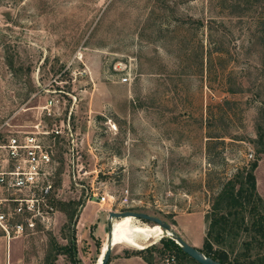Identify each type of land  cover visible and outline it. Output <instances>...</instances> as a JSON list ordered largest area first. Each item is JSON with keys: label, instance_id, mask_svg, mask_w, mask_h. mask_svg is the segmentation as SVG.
Segmentation results:
<instances>
[{"label": "rangeland", "instance_id": "374dc122", "mask_svg": "<svg viewBox=\"0 0 264 264\" xmlns=\"http://www.w3.org/2000/svg\"><path fill=\"white\" fill-rule=\"evenodd\" d=\"M67 120L72 140L45 143L61 198L79 202L77 264L100 262L110 211L158 216L201 248L219 191L255 160L264 130V0H0V143ZM254 174L264 201V153ZM65 222L60 211L33 234L0 230V264H44L51 236L66 243ZM112 222L107 264L138 250L128 240L172 239L141 219Z\"/></svg>", "mask_w": 264, "mask_h": 264}, {"label": "trees", "instance_id": "16d2710c", "mask_svg": "<svg viewBox=\"0 0 264 264\" xmlns=\"http://www.w3.org/2000/svg\"><path fill=\"white\" fill-rule=\"evenodd\" d=\"M256 144L255 160L247 169L244 168L239 178L225 183L219 191L210 212L202 247L199 248L205 255L223 264H264V201L257 191L254 174L260 155L264 153V130L260 127L257 129ZM78 204L79 202L74 200H59L55 203L57 209L63 211L66 216L62 229L68 228L69 234H65L64 244L50 237L44 264H55L60 254L71 264H77L74 227ZM240 234H244L247 239L243 240L241 247L237 249L228 239L236 238ZM131 253L142 257L147 264H153L157 255L173 257L175 264H199L184 253L174 240L165 237L161 238V247L151 245L144 249L132 250Z\"/></svg>", "mask_w": 264, "mask_h": 264}, {"label": "built area", "instance_id": "2783aa9c", "mask_svg": "<svg viewBox=\"0 0 264 264\" xmlns=\"http://www.w3.org/2000/svg\"><path fill=\"white\" fill-rule=\"evenodd\" d=\"M47 115H52L48 108ZM61 137L73 138L68 120L48 129L33 124L29 130L11 132L0 143V230L7 240L53 225L63 184L55 150L45 139L55 144ZM106 200L108 195L100 196V202Z\"/></svg>", "mask_w": 264, "mask_h": 264}, {"label": "water", "instance_id": "95a60500", "mask_svg": "<svg viewBox=\"0 0 264 264\" xmlns=\"http://www.w3.org/2000/svg\"><path fill=\"white\" fill-rule=\"evenodd\" d=\"M130 215L136 219H141L144 221L151 222L152 224H158L166 233L181 247L182 251L188 256L193 258L199 264H223L220 261L205 255L199 248L187 243L175 230L171 227L169 223L165 220L145 212L133 211V210H123V211H110L107 219V237H106V248L100 255V262L96 264H106L109 260L111 249H112V226L113 219L120 218L123 216Z\"/></svg>", "mask_w": 264, "mask_h": 264}, {"label": "crops", "instance_id": "0c3cea01", "mask_svg": "<svg viewBox=\"0 0 264 264\" xmlns=\"http://www.w3.org/2000/svg\"><path fill=\"white\" fill-rule=\"evenodd\" d=\"M13 131H16V130H13ZM19 131H21V130H19ZM60 201H63V199H61ZM58 212H60L59 209L57 210V213ZM134 219H136V218H134ZM140 232H143V230L140 231ZM17 238H20V237H17ZM12 239H16V238H12ZM12 239H9V240H12ZM136 243H138L139 246H135V245H133L131 243H129L128 246H130V247H132L134 249L137 248L138 250L142 249V247H144L142 243H139V242H136ZM131 251L132 250L124 251V253L122 255H120L119 257L115 258V261L112 262V264H147V262L142 257H140L139 255L132 254ZM127 253L129 254V256H126Z\"/></svg>", "mask_w": 264, "mask_h": 264}, {"label": "bare ground", "instance_id": "6f19581e", "mask_svg": "<svg viewBox=\"0 0 264 264\" xmlns=\"http://www.w3.org/2000/svg\"><path fill=\"white\" fill-rule=\"evenodd\" d=\"M127 217H131V218H134V217H132V216H130V215H127V216H123L122 218H127ZM121 218V217H120ZM81 224V223H80ZM124 224V223H123ZM78 226V225H77ZM122 226H124V225H122ZM122 232V235H124L125 236V238H127L126 237V233H127V229L126 228H120V227H116L115 228V233H117V232H119L120 234H121V232ZM112 232H113V226H112ZM123 236V237H124ZM129 241V243H131V244H133V245H135V246H139V244L138 243H136V242H133L132 240H128ZM105 248H106V246H105Z\"/></svg>", "mask_w": 264, "mask_h": 264}]
</instances>
